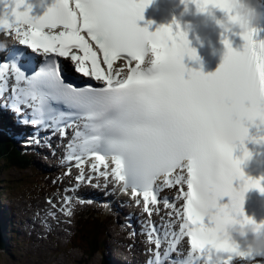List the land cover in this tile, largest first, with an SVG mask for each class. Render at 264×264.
Instances as JSON below:
<instances>
[{
  "label": "snow or ice",
  "instance_id": "6c2138e0",
  "mask_svg": "<svg viewBox=\"0 0 264 264\" xmlns=\"http://www.w3.org/2000/svg\"><path fill=\"white\" fill-rule=\"evenodd\" d=\"M150 3L53 0L48 6L47 0H0V31L45 57L39 71H32L34 57L24 52L12 53L0 64L4 90L9 72L15 77L10 103L4 107L17 116L21 105L31 109V119H18L19 125L51 128L61 137L67 128H76L66 160L80 169L77 182H107L111 177L133 197H142L149 215V206L160 202L162 187L187 185L186 192L180 189L183 211L176 212L182 221L179 232L170 234L168 250L163 257L157 252L151 264H212L213 253L222 254L221 264H232L236 257L264 264V254L242 251L219 234L221 217L241 211L246 191L264 193L262 181L241 170L251 155L245 142L264 144V135L249 136L251 127L264 132V42L249 32L242 37L246 43L241 52L233 51L226 40L227 51L216 72H188L186 78L182 59L186 54L195 58L186 34L171 25L154 33L138 27ZM196 3L201 11L211 5L230 12L227 0ZM36 8L43 13L35 14ZM149 46L156 59L145 69ZM21 57L25 63L18 65ZM121 60L125 65L114 70ZM9 135L19 138L22 133L9 129ZM238 146L240 158L234 156ZM89 161L91 174L86 175ZM161 178L163 185L158 184ZM236 180L242 181L239 189L233 187ZM224 196L230 197V204L220 207L217 202ZM85 202L92 203L80 199ZM165 205L175 207L167 201ZM65 214L71 215V209ZM168 236L164 233L165 240ZM184 237L190 251L184 259L170 261ZM154 242L159 249L158 234Z\"/></svg>",
  "mask_w": 264,
  "mask_h": 264
},
{
  "label": "bare ground",
  "instance_id": "6f19581e",
  "mask_svg": "<svg viewBox=\"0 0 264 264\" xmlns=\"http://www.w3.org/2000/svg\"><path fill=\"white\" fill-rule=\"evenodd\" d=\"M123 74H126V73L124 72ZM13 127H16V123H14L11 120L4 121L2 118V115H0V129L1 128L11 129ZM43 153H44V155H46L45 152H43ZM93 183H94V180L91 183H88L86 180L83 182H79V183L77 182V180H72L70 183L65 184L62 187V189H63L62 194L54 196V197H58V200L60 201L59 204H56V208H50V205H48L45 202H40L39 204H37L36 206L43 209L42 218H43L44 222L48 224V226L44 227V224H42L40 222L39 216L34 217L29 223L31 226H36L37 228H39L41 231V234L37 235L35 233H31L30 237L33 239L32 242L42 241L41 239H43L44 241H42V242H44L45 246H48V244L50 245L48 248V251L50 253H55L56 249H58L60 247V245L63 244V242H64L63 237L67 236L69 234V232H72V230H73V227L71 225H67V223L70 224V222H71L72 214L66 215L65 211L69 208L70 209L72 208L71 211L73 212V208H74L75 204L77 203V201L79 200V198L98 196V187H99L100 183L97 182L95 185H93ZM66 197L70 198V203L67 205L64 203V199ZM52 198H53L52 196H49L47 198V200L52 201ZM158 200L160 202L157 205L150 207V209L152 210V214L157 212V213H159V215H163L165 218H167L168 217L167 215L170 214L169 212H165V213L159 212V210H162V206H164L163 198L159 197ZM170 200H173V199H170ZM167 202H169V201H167ZM3 205H5V204L0 203V210L8 215L7 211H11V209L9 207L6 208V205H5V208L2 210ZM116 206H117V203L116 204L113 203V211H115ZM177 207H178V204H176L175 208H177ZM22 210L25 211L26 209L23 207ZM116 213L121 214L122 211L116 210ZM127 216L128 217H123L121 219V220H126V222H122L121 226H118V224H116L114 231L108 233V237L111 240H113L114 245H116L118 247H122V245H123L122 241L120 239L122 234H126L128 232L137 233L140 230L139 226L136 225V223L134 221V215L127 213ZM120 217L121 216L119 215L118 219ZM143 217H146V215H143ZM10 221L13 224H14V222H17V224H19V220L16 221V217L14 215L11 216ZM13 224L11 225L10 231L16 232L17 227L13 226ZM19 227H20V225H19ZM154 228H155V230L161 229V227H159L157 225V223H154ZM152 229L145 227V229H144V232L146 234L145 242L149 241L150 243H153L154 239L150 235V234H154V233H152ZM167 229L168 228L166 227L165 230L167 231ZM22 233H24V232H22ZM44 233H56V235L51 237L50 240H47L48 236L43 235ZM149 242H147V244H149ZM100 244H101L102 250L99 253H97L98 255L100 254L99 263L102 264L104 262V260H109L113 263L118 262L119 259L117 256L114 255L113 247H111L110 244L109 245L106 244L105 246L102 243H100ZM124 247L126 249V245ZM128 247H130V245H128ZM131 249L138 252L141 250V244L136 243V244L132 245ZM119 251L120 250L117 249V252H119ZM31 253H33V251ZM72 255H74V254H72ZM137 256L139 257V255L132 256V254H131V258L127 259L124 264H138V260L136 259V258H138ZM60 260L61 259H59V262H60Z\"/></svg>",
  "mask_w": 264,
  "mask_h": 264
},
{
  "label": "rangeland",
  "instance_id": "374dc122",
  "mask_svg": "<svg viewBox=\"0 0 264 264\" xmlns=\"http://www.w3.org/2000/svg\"><path fill=\"white\" fill-rule=\"evenodd\" d=\"M20 181L23 182L24 184L18 187L17 184ZM50 181L54 183V181L56 180H50ZM0 182L2 188L5 187V184L7 183L9 184L6 186L5 191H3V193L0 196V199L2 201L0 203L5 205L6 204L12 206L18 205L17 202L11 197L18 198L19 196H24V197L29 196L31 199H29L28 202L30 200L32 201L33 198H38L39 201H42L49 194V192L40 189V186L33 188L34 184L41 183L42 181H38V178L36 176H33V172L30 169L6 170L4 171V173H0ZM43 188H46L48 190L51 189V188H47L46 186H43ZM5 205L2 206V210L5 208ZM7 207L8 206L6 205V208ZM77 217L75 211L74 215H72L71 217L72 218V221L70 222L71 224L67 223V225H71L73 227V230L72 232H69V235H71L73 232L77 230V228H79V222H78L79 219ZM88 231L89 229L86 230V232L84 233V235L82 234V236L85 237ZM86 238L91 239L92 232H88ZM28 239H29L28 236H26L25 238H19L15 236L13 241L12 238H10V246H9L10 248L7 251L2 250L0 252V264H34L35 262L36 264H63V262H65V264H70V263L98 264L99 263L100 254L98 255L97 253H95L92 257H88V255L84 256L82 251H80V249L78 250V248L74 250H69L68 248H66V253H64L63 251L64 249L60 248L61 250L58 249L57 252L50 253L48 251V248L50 246L49 244L48 246L44 247L46 252H40L39 248L36 250V241L32 242L33 240H28ZM11 242L13 245L11 244ZM75 242L78 241L71 240V245ZM32 251L33 253H31ZM59 259H61L60 262ZM84 260L87 261L88 263H85Z\"/></svg>",
  "mask_w": 264,
  "mask_h": 264
},
{
  "label": "clouds",
  "instance_id": "9594fccd",
  "mask_svg": "<svg viewBox=\"0 0 264 264\" xmlns=\"http://www.w3.org/2000/svg\"><path fill=\"white\" fill-rule=\"evenodd\" d=\"M34 2L38 4L39 0H34ZM259 7V0H227V8L230 9V12H226L219 7L215 8L228 13V19L227 21H218L217 23L226 33L232 32L234 29H239L240 35L243 37L249 32H256L257 26L261 21ZM191 50L196 58L195 50ZM147 55L150 59L148 61V66L145 67V69L152 67L156 59L150 46ZM242 215L241 206V211L230 212L226 217H221L219 221V234L221 238L229 241L232 245L240 249V244L234 239V236L239 237L244 242V251H247L250 254H264V222L256 223L250 218H237V216ZM249 234H251V238H249ZM238 258L244 260L243 257ZM211 259L212 264H221L223 256L222 254L213 253Z\"/></svg>",
  "mask_w": 264,
  "mask_h": 264
},
{
  "label": "trees",
  "instance_id": "16d2710c",
  "mask_svg": "<svg viewBox=\"0 0 264 264\" xmlns=\"http://www.w3.org/2000/svg\"><path fill=\"white\" fill-rule=\"evenodd\" d=\"M32 161L33 157H28V155L19 152L14 142L8 139L4 134L0 133V172L3 165L10 167L22 166L23 168H25L29 166ZM83 217L85 218L86 222L84 221L85 223L83 222L78 228L79 233L77 241H79L83 245L85 244L87 246V249H91V247L95 248L97 243H101V239H98L97 235L102 232L104 221L98 226V224L101 222V219L94 217V213L89 209L86 210ZM88 229V232H92L91 239L86 238L88 232L85 237L82 236V234L84 235V233Z\"/></svg>",
  "mask_w": 264,
  "mask_h": 264
}]
</instances>
